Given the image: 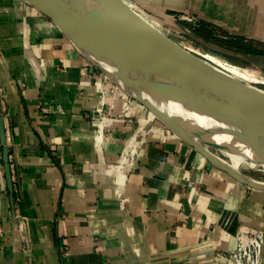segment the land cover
Wrapping results in <instances>:
<instances>
[{
  "label": "crops",
  "instance_id": "1",
  "mask_svg": "<svg viewBox=\"0 0 264 264\" xmlns=\"http://www.w3.org/2000/svg\"><path fill=\"white\" fill-rule=\"evenodd\" d=\"M207 1L160 0L193 40L264 59V0ZM174 11L198 15L200 27ZM101 74L27 0H0V96L14 163L10 191L1 147L0 264H233L218 253L234 246L240 225L264 230V191L234 182L138 107L114 122L99 152L92 114ZM142 126L134 165H116ZM11 196L24 240L8 221Z\"/></svg>",
  "mask_w": 264,
  "mask_h": 264
},
{
  "label": "water",
  "instance_id": "2",
  "mask_svg": "<svg viewBox=\"0 0 264 264\" xmlns=\"http://www.w3.org/2000/svg\"><path fill=\"white\" fill-rule=\"evenodd\" d=\"M27 1L49 18L107 78L129 97L144 104L178 138L248 188L264 191V179L235 170L225 160L204 149L206 144L217 150H248L264 159L263 99L241 89L233 90L225 75L218 73L200 54L157 31L119 0ZM139 87L181 102L189 110L210 119L232 138L217 137L171 114L146 98ZM233 142L242 145L235 146ZM0 144L12 191L11 150L6 142L1 100ZM10 200L14 213L13 196Z\"/></svg>",
  "mask_w": 264,
  "mask_h": 264
},
{
  "label": "bare ground",
  "instance_id": "3",
  "mask_svg": "<svg viewBox=\"0 0 264 264\" xmlns=\"http://www.w3.org/2000/svg\"><path fill=\"white\" fill-rule=\"evenodd\" d=\"M119 1L123 5H125V7H127L130 11H132L134 14H136L139 18H141L143 21H145L147 24H149L151 27L155 28L157 31H160L157 27H155L153 24H151V22H149L147 20V18H144L143 16L138 14L135 11V9L132 7V4L127 5L123 1H121V0H119ZM209 2H208V5L210 4ZM201 56L209 65H211L215 70H217L218 73H223L225 75L224 77L227 79V81L229 80L230 83H232L231 88L233 90L236 91L237 89H241L244 92H246V94L251 93L254 96H257V97L264 100V89L257 87L256 85L253 84L255 82L264 83V80H259L257 75L248 71L247 69H244V68L239 67L237 65L230 64V63H228V62H226V61H224V60H222V59H220L217 56H214L212 54H201ZM91 58H93V57L91 56ZM221 78L225 80V78H223V77H221ZM263 78L264 77H262V79ZM258 84H260V83H258ZM95 86H96V91L99 94L98 95L99 100H100V96L104 97V100H103L104 102L108 101V102H111L112 104L113 103L117 104L119 100H123L124 101V104L122 107L123 110H126L125 109L126 107H128V110L130 108L138 107L141 109L140 117H143L145 119L147 118V119H153L156 121L157 120L161 121L159 118H157V116L152 111L147 109L146 106H144V104L140 103L136 99L129 97L125 92H123L114 82H112L104 74L103 75L101 74L95 78ZM103 89H106V93H105V91H103ZM138 90L146 98L155 102L156 104H158L159 106H161L165 110L169 111L171 114L178 116L182 120H184L190 124H193V125L201 128V129H203V130L210 131V132H212V134H214L217 137L225 138L228 140L230 138H232L231 135H229L228 133L223 131L222 128H220L217 124L213 123L210 119H208L207 117H205L204 115H202L200 113L189 110L185 105L181 104V102H178V101L173 100V99L163 98V97L159 96L158 94L152 92L151 90H149L147 88L139 87ZM99 100H98V102H100L99 107H102L103 102L99 101ZM122 109L120 111H117L116 113H119L122 115V111H123ZM128 110H127V112H128ZM110 123H111V119L109 117H106V116L101 117L100 119H98L94 123L96 131H94L92 135H93V140L96 144V148L99 152H101L102 149L104 148V143H105L107 136H108V132L106 133L103 130L107 126H109ZM163 125H165V124L163 123ZM233 144L235 146H241L242 145V144L236 143V142L235 143L233 142ZM134 149L135 148H133V152H134ZM204 149L207 152H210V153L222 158L223 160H225L226 163H228L235 170L240 171V170H242L241 167L254 168V170L258 169V167H261L264 170V159L258 157L252 151L244 150L241 152H234V151L224 150L227 155H226V157H222L219 153L211 151L205 145H204ZM131 155H132V153L130 154V156ZM201 155L203 158L208 159L204 154H201ZM121 161L123 162L121 164L122 166H128L130 164V159L128 158L127 160H125V155H124L123 160H121ZM116 180H117V182L122 183L123 177L118 176L116 178ZM233 181L237 182V183L239 182L236 178H234ZM239 183H241V182H239ZM244 186H246V185H244ZM121 208H123V207L121 206ZM14 230L16 232L19 231V230H16L15 227H14ZM10 245H11V243L9 242V247H10Z\"/></svg>",
  "mask_w": 264,
  "mask_h": 264
},
{
  "label": "rangeland",
  "instance_id": "4",
  "mask_svg": "<svg viewBox=\"0 0 264 264\" xmlns=\"http://www.w3.org/2000/svg\"><path fill=\"white\" fill-rule=\"evenodd\" d=\"M121 1H123L127 5L132 4V7L135 9V11L138 14H140L144 18H147V20L149 22H151V24H153L155 27H157L162 33L166 34L168 37H170L174 41L178 42L179 44L185 46V48H188V49H190V50H192V51H194L200 55L201 54H212L214 56H217L218 58H220V59H222V60H224L230 64L237 65L239 67L247 69L248 71L257 75L259 80H264V78L262 79V77H264V59L263 58H259V59L257 58V59H252L251 61H248V60H242V59H239L236 57H232L229 55L226 56V54L224 52L216 50L217 48H215L211 44L210 41L200 43V42L193 40L190 36L186 35L184 32H182L179 29V26L176 25V23L172 17L165 16L162 9L165 8L166 5H165V3H161L160 0H150L151 3H154L153 4V7H155L154 11L151 10L147 6L146 0H121ZM164 2H165V0H164ZM176 5H178V3ZM182 7H178V8H182ZM167 13H169V11H167ZM170 14H172L176 20L180 19V20L186 21L189 24V26L192 28H195V27L199 28L200 27V25H199L200 19H199L198 15H189V14L175 12V11L171 12ZM202 16H204L208 19H213V20L216 19V21L218 20V18H216V17L210 18V17L205 16L203 14H202ZM218 22L221 23L220 20H218ZM12 32L15 33L14 28H13ZM258 83H260V84H258ZM253 84L256 85L257 87L264 89V83H262V82H255ZM0 99H1V96H0ZM205 146L208 149H210L211 151L219 153L222 157H226V155H227L224 150H217V149L210 147L209 145H206V144H205ZM241 169L243 170V172H245L246 174H248L250 176H253V177L258 178V179H264V170L261 167H258V169H255V170H254V168H246V167H241ZM232 180H233V178H232ZM14 213H16V210ZM14 213L12 212V210L10 208L9 214H8V221H10L12 232L18 233L20 235V238L22 240H24V231H25L24 229H25L26 224H25V222H22V221L19 222V219H17L15 217V215H17V213L15 215H14ZM21 224H22V227H21ZM14 227L16 228V230H19V231L16 232L14 230ZM4 230H5V228L3 227V221L0 220V238L5 236ZM9 242L12 243L11 241H7L6 244L4 245V247L8 248ZM23 247H24V252L26 253L27 259L30 262H32L33 257H32L31 248L26 246L25 241L23 242Z\"/></svg>",
  "mask_w": 264,
  "mask_h": 264
},
{
  "label": "built area",
  "instance_id": "5",
  "mask_svg": "<svg viewBox=\"0 0 264 264\" xmlns=\"http://www.w3.org/2000/svg\"><path fill=\"white\" fill-rule=\"evenodd\" d=\"M103 91H105L106 93V89H103ZM0 100L3 106V99L1 98ZM103 100L104 97L100 96L99 101L103 102L102 107H99L100 102H98L96 108L93 111L92 119L94 124L98 119H100L103 116L109 117L111 119V123L103 130L107 133L113 129V125L116 120L130 118L132 115L127 112L128 107L125 108L126 110L122 109L123 110L122 115L116 113L117 112L115 110L116 104L114 103L112 104L111 102L108 101L104 102ZM145 120L151 121L153 119L146 118ZM94 131H96V128L94 129ZM146 131L147 129L142 126L140 128V131L136 134L135 139L128 144V148L125 150V154H124L125 160H127L128 158L130 159V166L134 165L138 153V143L140 142L142 136L146 133ZM6 142L8 144L9 149L11 150L12 140L7 130H6ZM133 148H135L134 152H133ZM131 153L132 155L130 156ZM0 154H1V144H0ZM9 163H10L11 173L13 174L14 163L12 158V152L9 153ZM122 163L123 162L120 159L117 161L116 165L121 166ZM120 204H122V207L125 209L126 200L124 198H120ZM11 210H12V206H11ZM14 212H15V205H14ZM15 217L19 219V222H21V219L18 218L17 215H15ZM263 254H264V230L261 228L240 225L234 232V246L227 250L220 251L218 253V256L229 262H232L233 264H261L263 259Z\"/></svg>",
  "mask_w": 264,
  "mask_h": 264
}]
</instances>
